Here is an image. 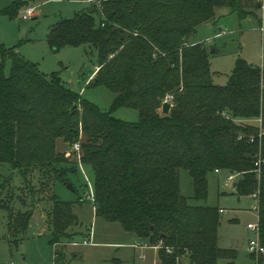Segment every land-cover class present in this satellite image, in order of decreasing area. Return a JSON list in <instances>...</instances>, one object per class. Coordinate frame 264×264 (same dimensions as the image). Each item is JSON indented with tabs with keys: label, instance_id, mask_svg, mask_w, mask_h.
<instances>
[{
	"label": "trees",
	"instance_id": "16d2710c",
	"mask_svg": "<svg viewBox=\"0 0 264 264\" xmlns=\"http://www.w3.org/2000/svg\"><path fill=\"white\" fill-rule=\"evenodd\" d=\"M222 7L244 18L263 3L102 0L100 8L89 5L51 28L48 41L56 51L85 46L88 56L97 55L94 85L115 94V109H136L137 123L101 111L0 42V166L8 167L0 173V208L9 212L11 235L25 233L32 216L14 212L17 199L49 203L55 243L81 235L71 233L80 224L76 205L54 191L57 180L70 182L72 168L64 166L73 163L56 152L63 139L80 144V162L95 170L96 216L119 222L151 247L160 245L161 264H218L228 255L218 245L222 209L188 205L181 169L190 173L197 201L207 200L211 173L238 175L235 193L257 194L264 247V68L239 59L227 84L218 85L210 51L189 42ZM168 97L172 107L164 115L159 108ZM257 264H264V254Z\"/></svg>",
	"mask_w": 264,
	"mask_h": 264
},
{
	"label": "rangeland",
	"instance_id": "374dc122",
	"mask_svg": "<svg viewBox=\"0 0 264 264\" xmlns=\"http://www.w3.org/2000/svg\"><path fill=\"white\" fill-rule=\"evenodd\" d=\"M85 1L52 0L33 4L27 0H0V42L46 77L58 76L65 86L101 111L120 121L137 123L140 115L136 109H115V94L103 84L94 85L98 66L96 54L88 56L85 46H64L56 51L48 41L51 28L61 20L72 19L89 6ZM17 3H21L19 12L14 9ZM32 5L38 17L25 20L22 11ZM215 18L189 40L192 44L202 43L210 51L215 83L226 85L239 59L264 68V9H255L253 14L241 18L232 9L222 7L216 9ZM11 70L9 59L6 75H10ZM162 109L163 106L159 112L163 114ZM56 152L73 164L64 166L67 170L72 168L67 175L69 184L57 180L54 191L60 200L76 205L80 224L71 233L81 235L72 242L55 243L46 219L49 203L28 200L22 204L17 199L14 212L31 211L32 216L27 231L13 236L8 227L9 212L0 208V264H161L158 248H142L146 243L126 231L119 222L96 216L95 203L89 196L95 194V170L80 162V144L59 139ZM7 169L0 166V173L4 175ZM229 174L227 171L211 173L207 200L197 201L193 198V179L187 170L181 169V194L190 206L224 211L218 245L228 255L220 258L218 264H257L261 256L249 252V242L257 238V200L252 195L238 196L235 182L227 181ZM2 182L0 179V185ZM80 200L83 202L79 203Z\"/></svg>",
	"mask_w": 264,
	"mask_h": 264
},
{
	"label": "built area",
	"instance_id": "2783aa9c",
	"mask_svg": "<svg viewBox=\"0 0 264 264\" xmlns=\"http://www.w3.org/2000/svg\"><path fill=\"white\" fill-rule=\"evenodd\" d=\"M259 2H262L263 3V9H264V0H258ZM88 5H95V6H97V7H101V5H102V0H86L85 1ZM22 13H23V18L25 19V20H29V19H32V18H34V17H36V15H37V9H36V7L35 6H30V7H28L27 9H25L24 11H22ZM170 100V98L168 97L167 98V101H169ZM261 122V121H260ZM222 171H219V170H217L216 171V173H218V174H220ZM238 175H235V174H229V176H228V178H227V181H228V183H232V182H237V179H238ZM234 183V184H235ZM90 196V198L92 199V201L94 200V195L93 194H90L89 195ZM88 196V197H89ZM255 197L257 196V194L256 195H254ZM255 210L257 211L258 210V207L256 206V208H255ZM221 213H224V211L223 210H221ZM256 231H257V238L255 239V240H252V241H250L249 242V252L252 254V255H256V256H261V255H263L264 254V247L262 246V244H261V240H260V234H259V227H258V224L256 225ZM142 248H144V247H147V248H149V247H151V246H149V245H147V244H145V245H142L141 246ZM161 246L160 245H158V246H156V247H154V248H160Z\"/></svg>",
	"mask_w": 264,
	"mask_h": 264
},
{
	"label": "water",
	"instance_id": "95a60500",
	"mask_svg": "<svg viewBox=\"0 0 264 264\" xmlns=\"http://www.w3.org/2000/svg\"><path fill=\"white\" fill-rule=\"evenodd\" d=\"M91 11H93V8H91ZM214 53H215V51L212 52V54H214ZM171 107H172L171 103L165 102L163 105V109H162L163 114L168 115L170 113ZM74 109H77V106H75ZM234 187H236V184H234ZM70 188H71V186H70ZM229 264H235V263H229Z\"/></svg>",
	"mask_w": 264,
	"mask_h": 264
},
{
	"label": "crops",
	"instance_id": "0c3cea01",
	"mask_svg": "<svg viewBox=\"0 0 264 264\" xmlns=\"http://www.w3.org/2000/svg\"><path fill=\"white\" fill-rule=\"evenodd\" d=\"M38 17V13H37V16L36 17H34V18H37Z\"/></svg>",
	"mask_w": 264,
	"mask_h": 264
}]
</instances>
